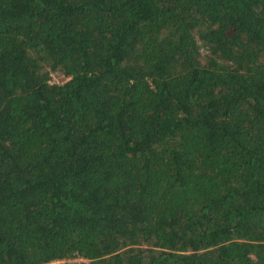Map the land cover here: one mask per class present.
<instances>
[{"label": "trees", "instance_id": "obj_1", "mask_svg": "<svg viewBox=\"0 0 264 264\" xmlns=\"http://www.w3.org/2000/svg\"><path fill=\"white\" fill-rule=\"evenodd\" d=\"M0 264H264V0H0Z\"/></svg>", "mask_w": 264, "mask_h": 264}, {"label": "rangeland", "instance_id": "obj_2", "mask_svg": "<svg viewBox=\"0 0 264 264\" xmlns=\"http://www.w3.org/2000/svg\"><path fill=\"white\" fill-rule=\"evenodd\" d=\"M200 49H201V51H203V48H200ZM49 73H50V76H51V80L54 81V82H56L58 80V78H59L60 75H58L57 73H55L54 71H51V70H50ZM74 260L84 261V262L87 261L83 257H76Z\"/></svg>", "mask_w": 264, "mask_h": 264}, {"label": "built area", "instance_id": "obj_3", "mask_svg": "<svg viewBox=\"0 0 264 264\" xmlns=\"http://www.w3.org/2000/svg\"><path fill=\"white\" fill-rule=\"evenodd\" d=\"M76 257H81V256H76ZM76 257L69 258V260L77 261V260H74ZM58 261H61V260H56V261H54V262H58Z\"/></svg>", "mask_w": 264, "mask_h": 264}]
</instances>
